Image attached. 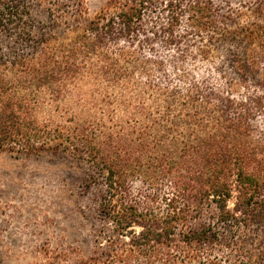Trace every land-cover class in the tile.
Here are the masks:
<instances>
[{
	"label": "trees",
	"instance_id": "16d2710c",
	"mask_svg": "<svg viewBox=\"0 0 264 264\" xmlns=\"http://www.w3.org/2000/svg\"><path fill=\"white\" fill-rule=\"evenodd\" d=\"M82 3L0 0V149L60 147L95 188L83 244L41 264H264V25L215 0Z\"/></svg>",
	"mask_w": 264,
	"mask_h": 264
},
{
	"label": "rangeland",
	"instance_id": "374dc122",
	"mask_svg": "<svg viewBox=\"0 0 264 264\" xmlns=\"http://www.w3.org/2000/svg\"><path fill=\"white\" fill-rule=\"evenodd\" d=\"M62 1L69 9L75 6L74 0ZM215 1L225 14L226 5L231 6V17L225 19L230 28L264 25V0ZM109 2L83 0L82 4L92 15ZM40 7L33 6L31 14L48 26ZM189 70L206 75L212 72V66L200 61L189 66ZM261 89L264 92V86ZM253 123L257 134H264V112ZM86 168L60 147L29 152L0 149V264H41L46 248L54 251L83 244V217L79 210L84 208L87 213V199L95 189L86 191L81 184Z\"/></svg>",
	"mask_w": 264,
	"mask_h": 264
}]
</instances>
